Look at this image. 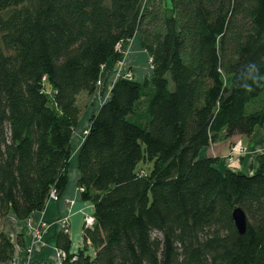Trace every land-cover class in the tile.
Returning a JSON list of instances; mask_svg holds the SVG:
<instances>
[{
    "label": "trees",
    "instance_id": "1",
    "mask_svg": "<svg viewBox=\"0 0 264 264\" xmlns=\"http://www.w3.org/2000/svg\"><path fill=\"white\" fill-rule=\"evenodd\" d=\"M133 38L150 76L117 79L82 137L79 99ZM77 135L95 224L75 259L60 231L66 264H264V152L250 175L199 157L264 137V0H0V224L60 199ZM22 245L0 230V264Z\"/></svg>",
    "mask_w": 264,
    "mask_h": 264
},
{
    "label": "crops",
    "instance_id": "2",
    "mask_svg": "<svg viewBox=\"0 0 264 264\" xmlns=\"http://www.w3.org/2000/svg\"><path fill=\"white\" fill-rule=\"evenodd\" d=\"M146 58V54L140 48L138 38H133L128 45L123 60L127 67L133 69L135 80L138 82L143 81L144 78L149 77L151 74V68L149 70L145 64ZM113 66L114 64L111 62L105 65L104 71L100 76L101 83L96 93L88 99V103L89 101H93V110L86 109L88 114H85V121H87L93 111L97 110L110 97L111 87L116 82V79L113 77ZM85 127L86 124L78 127L77 133L81 132ZM234 139H238L240 146L246 150L244 156L239 157L241 158L239 165L228 167L223 158L229 155V146L231 147ZM82 142L83 140L80 139L79 135L72 140V147L74 149L75 146V149L68 170L67 185L60 200H49L44 210L35 213L31 218L33 222H42L46 226L43 234L45 247H35L29 253L27 247L31 242V236L26 222L18 221L13 214L7 215L1 221L0 230L5 235L9 236L13 242H16L17 238H20L23 242L22 246H16L15 248L13 264H58L53 249L56 247L57 236L60 233L59 222L64 217L68 218L69 239L71 242L69 254L73 255L83 250L84 246H87V253L89 255L92 254L89 243L83 240L84 228L82 223V218L84 214L90 212L91 205L81 200L77 187L79 173L77 171L76 155ZM203 152L205 157L219 159V169L221 171L230 170L250 175L256 167V157L264 152V137L247 138L236 136L229 141L210 145ZM68 202H72V205Z\"/></svg>",
    "mask_w": 264,
    "mask_h": 264
},
{
    "label": "built area",
    "instance_id": "3",
    "mask_svg": "<svg viewBox=\"0 0 264 264\" xmlns=\"http://www.w3.org/2000/svg\"><path fill=\"white\" fill-rule=\"evenodd\" d=\"M147 63L150 66L151 59H147ZM114 72H115L114 76H115L116 80L119 78L120 79H127V80L133 79V74L128 69V67L125 68L123 61L116 63ZM86 134H87V129H85L81 132L82 137L86 136ZM244 151L245 150L240 145L232 148L231 149L232 154L230 153L231 157H228L227 162L233 163L234 157L237 158V157L243 155V153L245 154ZM50 200L59 201L60 199L55 194L51 193ZM68 203L70 205H72V202H68ZM82 223H83L84 229H91L94 226L95 220H94V217L92 214V206L90 208V212L84 214V216L82 218ZM26 225L28 227V230H29L30 236H31V242H30L29 246L27 247V251L29 253H31L35 247H40V248L45 247L46 244L43 241V234H44V231L46 229L45 224L42 222H36L35 223L32 221V219H29L26 221ZM59 228H60V231H64L65 233L69 232L68 218L67 217H64L60 220ZM53 250L55 253L57 263L58 264H66L65 260H66L67 255L64 252L59 251L56 247ZM75 258H76L75 254H73L72 259H75Z\"/></svg>",
    "mask_w": 264,
    "mask_h": 264
},
{
    "label": "rangeland",
    "instance_id": "4",
    "mask_svg": "<svg viewBox=\"0 0 264 264\" xmlns=\"http://www.w3.org/2000/svg\"><path fill=\"white\" fill-rule=\"evenodd\" d=\"M124 57H125V55H124ZM124 59V58H123ZM123 61V63H124V60H122ZM145 64H146V67L150 70V67H149V65H147V63H146V61H145ZM115 65H116V63L114 64V67H113V70L115 69ZM124 65H125V68L127 67V65L124 63ZM128 69L131 71V73L133 74V76H134V73H133V69H131V68H129L128 67ZM114 74H115V72H113V77L115 78V76H114ZM79 106H80V108L84 111V110H86V109H88V108H86L87 107V101L85 100V98H80L79 99ZM85 112V111H84ZM85 124V120H84V118H83V116L81 117V119L79 120V123H78V127H81V126H83ZM81 132H79V135H81L80 134ZM80 137V136H79ZM240 142H239V140L238 139H234V141H232V144H231V147L229 146V155L228 156H226V157H224L223 158V160L226 162V165L228 166V167H232V166H235V165H239L240 164V162H241V158H239V157H241V156H239V157H237V158H235L234 157V161H233V163H228L227 162V159H228V157H231V155H230V153H231V149L232 148H234V147H236V146H239L240 144H239ZM74 149H75V146H74ZM246 150V149H245ZM245 152V151H244ZM232 154V153H231ZM204 156V152H202V153H200V156L199 157H203ZM243 156H244V153H243ZM79 192H80V190H79Z\"/></svg>",
    "mask_w": 264,
    "mask_h": 264
},
{
    "label": "water",
    "instance_id": "5",
    "mask_svg": "<svg viewBox=\"0 0 264 264\" xmlns=\"http://www.w3.org/2000/svg\"><path fill=\"white\" fill-rule=\"evenodd\" d=\"M232 220L237 232L240 235H243L246 227V219H245V215L240 209H235L232 212Z\"/></svg>",
    "mask_w": 264,
    "mask_h": 264
}]
</instances>
